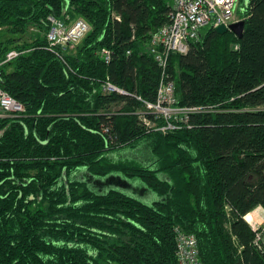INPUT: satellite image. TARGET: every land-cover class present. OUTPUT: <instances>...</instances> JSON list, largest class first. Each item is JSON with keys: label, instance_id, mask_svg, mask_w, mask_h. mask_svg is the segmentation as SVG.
<instances>
[{"label": "trees", "instance_id": "trees-1", "mask_svg": "<svg viewBox=\"0 0 264 264\" xmlns=\"http://www.w3.org/2000/svg\"><path fill=\"white\" fill-rule=\"evenodd\" d=\"M171 1L0 0V88L26 110L0 119V264H179V232L202 264H264L246 221L264 208V0H240L242 39L210 25L171 55L179 105L201 108L184 128L150 131L140 101L102 93L156 102L149 45ZM51 16L89 23L75 51L46 49Z\"/></svg>", "mask_w": 264, "mask_h": 264}, {"label": "built area", "instance_id": "built-area-1", "mask_svg": "<svg viewBox=\"0 0 264 264\" xmlns=\"http://www.w3.org/2000/svg\"><path fill=\"white\" fill-rule=\"evenodd\" d=\"M240 2V0H175L170 24L162 27L158 33L152 36L149 47L150 54L161 71L157 100L151 103L135 95L138 101L146 104V108L143 109L145 115H154L155 122L158 119L163 121V124L158 121L156 127L154 121L149 120L146 116H139V119L150 131L167 134L180 130L188 123L191 113L201 110V108H188L179 105L175 94V83L169 70L170 57L172 54H187L190 44L199 38L201 30L207 26L212 25L217 28L223 25L228 27L233 23L244 21V18L239 14L242 7ZM50 22L52 27L46 35V49L58 56H60L59 48H75L80 44L87 35L83 31L90 26L85 20H76L70 25L59 19H50ZM104 54H106V60L109 61L111 52L104 51ZM19 55V52H10L1 65L13 61ZM102 93L104 95L114 93L126 96L134 95L126 91L118 92V88L110 81L102 86ZM25 111V107L21 103L0 88V119L20 116ZM154 111H157L158 114ZM247 222L256 232V244H258L264 237V209L257 208L252 221ZM177 256L179 264H202L199 259L196 235L178 233Z\"/></svg>", "mask_w": 264, "mask_h": 264}, {"label": "rangeland", "instance_id": "rangeland-1", "mask_svg": "<svg viewBox=\"0 0 264 264\" xmlns=\"http://www.w3.org/2000/svg\"><path fill=\"white\" fill-rule=\"evenodd\" d=\"M174 2H175L174 0L171 1L172 5H175ZM246 4H248L247 0L245 1V4H243L242 6L244 7V6H246ZM29 37H31V36H28V38ZM28 38L26 37L25 40H28ZM70 50L75 51L74 48H70ZM107 81H109V80H107ZM106 82H103V83L105 84ZM132 98H135V95H133ZM141 104L146 108V104L144 102L141 101ZM121 107H122V105L120 106V108ZM119 110L120 109L118 108V111ZM154 113L158 114L157 111H154ZM138 115L141 116V117L147 116V115H145V111H143V108L140 111H138ZM153 123L157 127L158 121L157 122H153ZM109 183H111V182H109ZM109 183H107V184H109ZM124 183H126L127 185L124 184ZM110 187H112L114 189H117V190H119L121 192H124V193L128 194L129 196H131L133 198H136V199H138L141 202H144L146 204H152L154 201H156L158 199V196L156 194L148 191L146 188H143V189L139 190L141 188L139 185H135L133 183H129V182H126V181L118 180L117 184H114V186H110ZM144 191H146V193H143ZM250 217H251V215L247 216L246 219H247V221L251 222L252 219H250Z\"/></svg>", "mask_w": 264, "mask_h": 264}, {"label": "water", "instance_id": "water-1", "mask_svg": "<svg viewBox=\"0 0 264 264\" xmlns=\"http://www.w3.org/2000/svg\"><path fill=\"white\" fill-rule=\"evenodd\" d=\"M245 21H240L236 24L231 25L229 28L225 26H218L215 30L218 34L224 35L226 33H233L237 38L242 39L244 34Z\"/></svg>", "mask_w": 264, "mask_h": 264}, {"label": "bare ground", "instance_id": "bare-ground-1", "mask_svg": "<svg viewBox=\"0 0 264 264\" xmlns=\"http://www.w3.org/2000/svg\"><path fill=\"white\" fill-rule=\"evenodd\" d=\"M231 7H232V6H231ZM50 19H56V18H54V17H52V16L49 17V19H48L49 22H50ZM117 19L119 20L118 17H117ZM236 23H238V22H236ZM236 23H233V24H236ZM50 24H51V22H50ZM233 24H231V25H233ZM231 25H229L227 28H229ZM51 27H52V25H51ZM51 27H50V30H51ZM225 27H226V26H225ZM203 29H204V28H203ZM203 29H202V30H203ZM215 29H216V28H215ZM50 30H49V32H50ZM90 30H91V27L89 26V27H87V28L83 31V33H84V34H88V33L90 32ZM159 30H160V29H159ZM159 30L157 31V33L159 32ZM202 30H201V31H202ZM49 32H48V33H49ZM230 33H231V32H230ZM85 37H86V36H85ZM104 51H107V50L104 49V50H103V54H104ZM11 52H13V51H11ZM15 52H17V51H15ZM9 53H10V52H9ZM9 53H8V54H9ZM8 54H7V55H8ZM6 57H7V56H6ZM104 59H105L106 62H110V60H111V54H110V59H109V61L106 60V54H104ZM155 62H156V61H155ZM157 65H158V64H157ZM158 68H159V67H158ZM169 70H170V69H169ZM115 87H116V86H115ZM116 88H118V87H116ZM121 91H124V90L118 88V92H121ZM157 95H158V91H157ZM13 99H14V98H13ZM16 101H17V100H16ZM17 102H18V101H17ZM140 102H141V101H140ZM143 107H144V106H143ZM144 108H145V107H144ZM144 108H143V109H144ZM139 111H140V110H139ZM137 115H138V111H137ZM12 117H18V116H12ZM140 120H141V119H140ZM252 217H253V216H251L250 219H252ZM178 260H179V259H178Z\"/></svg>", "mask_w": 264, "mask_h": 264}, {"label": "crops", "instance_id": "crops-1", "mask_svg": "<svg viewBox=\"0 0 264 264\" xmlns=\"http://www.w3.org/2000/svg\"><path fill=\"white\" fill-rule=\"evenodd\" d=\"M174 1H175V0H174ZM174 3H175V2H174ZM173 6H174V5H173ZM170 22H171V20H170ZM170 22H169L168 24H166V25H169ZM166 25H165V26H166ZM162 27H164V26H162ZM162 27H161V28H162ZM161 28H160V29H161ZM149 47H150V45H149ZM260 207H262V206H259V207H257V208H260ZM257 208H256V209H257ZM262 208H263V207H262ZM256 209H255V210H256ZM263 209H264V208H263ZM255 210H254V211H255ZM254 211L251 212L249 215L254 216ZM249 215H248V216H249ZM250 218H251V217H250Z\"/></svg>", "mask_w": 264, "mask_h": 264}]
</instances>
